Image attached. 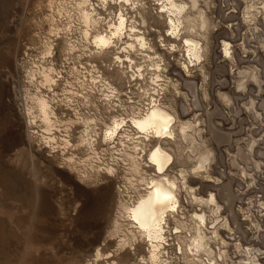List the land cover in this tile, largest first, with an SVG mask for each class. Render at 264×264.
Segmentation results:
<instances>
[{
  "label": "rangeland",
  "instance_id": "374dc122",
  "mask_svg": "<svg viewBox=\"0 0 264 264\" xmlns=\"http://www.w3.org/2000/svg\"><path fill=\"white\" fill-rule=\"evenodd\" d=\"M47 1L0 0V264H88L99 245L102 256L113 254L108 263L135 264L145 243L137 238L115 252L118 237L109 234L119 217L118 200L133 201L130 196L135 194L129 188L137 178L125 168L81 179L69 164L61 165L58 155L27 138L28 130L36 128L28 127L22 115L20 95L30 88L22 74L38 61L43 41H51L53 48L51 23L45 20ZM81 1L55 6L54 11L65 19L61 28H66L68 12L80 15ZM176 1L186 9L174 39L166 36L165 20L155 14L153 2L141 0V27L147 30L150 55L155 53L163 64L165 88L159 104L175 119L170 128L173 139L159 141L171 157L165 174L177 178L178 186L187 182L178 199H186V214L207 217L206 227L201 228L211 241L215 237L211 250L217 264H264V0ZM77 16L71 26L76 27ZM185 37L197 40L201 47L200 59L187 68L181 40ZM67 47L62 45L64 52L54 57L51 49L45 68L54 70L61 57L62 64L78 60L84 66L89 61ZM81 51L85 54V49ZM104 60L109 66L111 58ZM113 69L104 67V74L110 86L123 92L125 80L118 76L117 67L109 73ZM53 91L43 88L42 94L54 99ZM56 105V101L50 104L53 109ZM150 140L152 147L156 140ZM118 193L123 194L119 199ZM210 194L215 205L196 199H208ZM129 225L121 222L118 236L130 243ZM85 227L90 238L86 243L81 229Z\"/></svg>",
  "mask_w": 264,
  "mask_h": 264
},
{
  "label": "built area",
  "instance_id": "2783aa9c",
  "mask_svg": "<svg viewBox=\"0 0 264 264\" xmlns=\"http://www.w3.org/2000/svg\"><path fill=\"white\" fill-rule=\"evenodd\" d=\"M56 2L59 4L61 1L57 0ZM92 3L94 4V9L92 13L88 12L91 15L90 18L98 22L97 25L95 23H80V28L74 31L72 30L73 27L61 28L65 19L59 13L55 11L50 13L47 10V15L51 14L49 19L58 25L53 24V21L52 24L48 25V31L50 30L52 34L51 40L54 39L53 57L56 53L62 54L64 52L62 45H66V47L73 46L75 48L74 52L89 61L84 62V66L80 65L78 60L62 64L63 58L61 57L56 62L53 72L50 71L54 81L52 94L55 96L54 102L56 101L58 104L54 109L55 119L60 121L57 123L58 133L54 135V131L49 133L47 130L37 127L40 137L35 144L43 147L48 152L53 151L56 156L58 155L62 166L68 164L69 160L74 161L78 165H76L75 174L84 180H90L96 176L100 177V175L107 176L108 169L115 170V173H118L122 167L119 166L117 169V166L126 164L123 161V152H127L124 147L128 145V151L131 153L136 152L135 161L139 163L138 165L142 167L145 173L147 171L146 176L149 179L153 175V171L150 170L152 168H149L150 162L147 157L148 150L152 144L151 140L149 142L141 141L140 143V139L143 138L140 133L133 134L131 131L125 133L121 127L115 130V136L110 141H105L104 138L105 129H112L114 125H120L123 121L129 124V119L125 115L130 113L128 106L132 103L138 105L137 109H133V111L135 112V118H139L160 102L161 92L158 91L156 94L152 89L150 92L147 89V87L152 88L154 86L152 83L150 85L148 81L146 84L140 78H133L137 74L136 71L141 69H139L138 65L130 68L138 62L131 55L132 52L129 55L124 52L119 53L123 46L127 47V49L131 48L128 46L131 41L125 42L127 39L126 35L130 32V26H136V29L142 26L137 21V19H141L142 5L135 0H92ZM120 9L121 12L118 13ZM119 17L123 22L120 30L123 31L124 35L120 37L121 40L117 43V49L112 43L109 48L102 49L108 53L95 55L96 50L99 48L93 44L94 34L97 31L107 35L111 33L114 27L117 26ZM79 19H81V16ZM131 33L136 34V31L132 32L131 30ZM84 34H86V37ZM134 44L132 43L131 46ZM82 49H85V54L82 53ZM142 54L146 55L145 52H142ZM106 56L111 58L109 66L115 68L112 72L109 70V73L116 71L115 61L117 57H120V60L130 59L132 62L130 67L127 64L125 73L129 77L128 81L130 82L126 83L125 75L122 76V79L125 80L123 92L118 91L117 93L115 87L110 86L106 74H104V72H107L104 67H109L108 63L104 62V57ZM46 57L47 54L44 55V59H47ZM56 71L57 73H55ZM116 94L122 101L120 103L119 100L121 106L116 105ZM105 98L109 99L107 101L103 100ZM65 101L69 102L68 106H64ZM65 130L67 131L64 132ZM93 131H97V136H93ZM132 137L133 139L131 140L130 138ZM81 142H83V145ZM142 143H146V145L143 146ZM183 188L182 186L181 189ZM186 191L192 194L190 189L187 188ZM186 206V199L179 200L177 212L171 214L172 217H168L167 223L170 231L156 247L155 254L157 257L151 260L148 257L149 253L146 246H144L143 254L137 256L135 264H216L211 250L214 244V237L211 236L212 241L210 237L203 239L204 243L198 249L194 241H192L197 219L193 218L192 215L186 214L184 211Z\"/></svg>",
  "mask_w": 264,
  "mask_h": 264
},
{
  "label": "bare ground",
  "instance_id": "6f19581e",
  "mask_svg": "<svg viewBox=\"0 0 264 264\" xmlns=\"http://www.w3.org/2000/svg\"><path fill=\"white\" fill-rule=\"evenodd\" d=\"M56 1L57 0L47 1L48 4L46 6L48 7V11H50V13L52 11H54V8H55L52 6H56V7L59 6V4H57ZM60 1L66 2L69 0H60ZM89 1L88 0H82L81 3L78 2V3H80V4H77L79 7V10H80L79 16H77L76 14H70V12H68V17H66V19H68V22L66 23V28L73 27L72 30L74 31V30L80 28V23H83V24L95 23L97 25L98 22L96 20H94L93 18H90L91 15L89 14V12L92 13L94 7L92 6V4H93L92 1L91 0H89ZM124 1H127V0H124ZM135 1H137V2L139 1L141 3V0H135ZM151 1L153 2V5L156 6V8H155L156 13L155 14L162 15V17L165 20V26L167 28L166 29L167 30L166 36H168L169 38L174 37V39H177L176 37H178L177 35L181 31L183 19L185 20V18L183 17V14H184V11L186 9V5L184 3H180L176 0H151ZM142 5H143V3H142ZM263 7H264V5H263ZM69 9L70 8H68L67 11ZM119 12H121V9ZM199 13H201V12L199 11ZM73 16H77L76 27L70 25V23H72V25L74 23L73 22V19H74ZM80 16H81V19H79ZM118 16H121V15L118 14ZM49 18H51V14H49L45 20L47 23L52 24L53 20H51ZM199 18H201V17L199 16ZM137 21H139L141 23V25L144 24V20L142 18L138 19ZM122 23L123 22L120 20V17H119L117 19V26L114 27V29L111 31V33H109L107 35V34L102 33L101 31L100 32L97 31V33L94 34L93 44H94V46L99 48L96 50V51H98V53L96 52V54L104 55V54L108 53L107 51H103L102 49H104L106 47L109 48V45L112 43L117 49V43L119 40H121L120 37L124 35L123 31L120 30ZM53 24H54V21H53ZM202 25H204V20L201 18V26ZM131 30H132V32L136 31V34L131 33ZM129 31L130 32H128L126 35L127 39L125 42L131 41L130 44L128 45L131 48L127 49V47L123 46V47H121L119 53L124 52V53H126V55H129L132 52L131 55L133 56V58L137 59L138 62L136 64H133L130 67V64L132 63L130 61V59H125L127 62L126 63L125 60H120L119 59L120 57H117L115 64L117 67L118 76H120L122 78V76L125 75L126 83H129L130 82V81H128L129 77L126 76V74H125L126 69H127V64L130 68L138 65L139 69H141V70H137L136 71L137 74L134 75L133 78L134 79L140 78L142 81H145L146 83L149 81L150 85H151V83L154 85L152 88L147 87V89H149V92L152 89V91L155 92L156 94L158 93V91L161 92V94H162L163 87L165 88L164 83H163V79H162V77L164 75V73L162 72L163 64L161 63L162 61L158 58L159 56H156L157 58L155 57V53L153 54L154 57H152L153 55H150V53L153 51H151V47H150L151 44H149V42L145 36V33H147L146 32L147 30L142 29L141 26L137 27V29H136V26H130ZM49 32L51 33V31H49ZM84 36L86 37V34H84ZM181 40H182V45L184 48V50H183L184 54L183 53L182 54L185 58H187V62L184 65V68H187V67H189L188 64L190 66H192V65H194V64H192V62L195 61L197 63V60L200 59L201 47H200L199 42L195 39L193 40V38L185 37V38H182ZM50 43H52V42L49 41V42L45 43L43 41V43H42L43 45L41 47L42 51L40 53L41 56L38 58V61L36 63H33L32 66L29 67L28 71L25 70V72H23L22 69L19 67L20 68L19 71L23 72L24 75L22 74V76L26 77L24 79L28 80L27 83L29 84V87L32 88L31 91H33V94L31 95L29 92L30 88L29 89L27 88L26 91L23 92L22 95H20V99H21L20 101L22 104V106H21L22 107V115H23V118L25 120V123L27 124L28 127L30 126V128H31V126L32 127L34 126L36 128L35 131L28 130V132H27L28 137L27 138H29L28 140H30V141L36 140L35 142H37V140L40 137L38 130H37L38 129L37 127H39V125L41 127H43L44 130H47L49 133H51L53 131L58 130L57 123L60 122V121L55 119L56 118L55 113H54L55 108L53 109L50 106L51 102L54 101V99L52 98V96L48 97V96L42 94L43 88L45 91L50 90L54 84V81L52 80V76L49 73V71H53V69H52L53 67L50 69L45 68L47 63H49V62H46V59H44V55L47 54V57L51 55V49H53V48H52V44H50ZM132 43H135V44L133 46H131ZM81 44H83V42H81ZM226 45H227V43L223 42V46H224L223 51L224 52L226 51ZM161 47L164 48L165 46L163 45ZM67 48H69V46ZM170 49L171 48H169V50ZM142 52H145L146 55L142 54ZM18 66H19V64H18ZM43 68L47 69L48 72H46V70H43ZM133 72H135V71H133ZM55 73H57V72H55ZM162 73H163V75H162ZM37 77H38V79L40 78L38 80L39 83L36 82ZM158 79H160V80H158ZM165 80H167V79H165ZM117 93H118V91H117ZM51 94H52V92H51ZM116 97H117L116 105L121 106V104H119L120 97L117 94H116ZM105 99L107 101L109 98H105ZM120 103H122L121 100H120ZM33 104L35 105L34 108L32 106ZM137 106L138 105L136 103H132L131 105L128 106L130 113H127L126 115L124 114L126 117H128L129 124H127V122H125V121H123L120 125L115 123L117 125H114V128L108 129V130L105 129L106 134H104V138H105V141H107V140L110 141L113 138V136H115V132H116L115 130L118 129L119 127H121L125 133L126 132L128 133V131H131L133 134H139L140 133L143 137L140 139V141H139L140 143H141V141H144V142L148 141L149 142L151 137L154 138L156 140V143L151 148H149L148 153H147V157H148V160L150 162L149 168H152L153 175L150 176L149 179L146 177L145 172L142 171V168L138 165L139 163H137L135 161L136 152L134 151L133 152L134 154L129 152L128 151L129 146L125 145L124 149L127 152H123V157H124L123 161L126 162V164H123L120 166L124 170L126 168L128 173L131 172L129 174H131L132 176L134 175V177H136L139 181L137 179H135L134 181L132 180L133 183L135 181H137L136 182L137 184L133 188H129L130 190H132L130 192L135 194L134 196H130L131 197L130 199L133 198L132 202L122 204L121 203L122 201L119 198L123 194H119L120 193V191H119V193H118V199H119L118 204H119L120 213H119L118 219L115 221V225L113 227L112 232L109 234V236L116 235V238L118 237V241L116 243L117 249L115 250V252L118 249H122L129 244L131 245L135 239L139 238V240H142L147 247L146 249H147V252L149 253L148 257L151 260H154L157 257L155 254L156 247L168 235L167 233L170 231L168 223H167L168 217H172L171 214H173L174 212H177V209L179 208V199H178V194H180L179 190L187 182L186 183L182 182V184L180 186H178L177 185L178 184L177 178H173V177L169 178L168 175L165 174L166 167L169 165L171 157H170L169 153H167V151H165V149L160 146L159 141H161V139L164 140V138L168 139L173 135L172 129H170L171 126H173L172 125L173 121L175 120L173 115H171L163 106L158 104V105H155L154 107H152L151 110L148 113H146L144 116L139 117V118L138 117L135 118L136 116L134 114L135 112L133 111V109L136 110ZM33 109H36V111ZM112 118H114V117H112ZM37 123H38V125H37ZM184 125H185V123H184ZM95 132L96 131H94V133ZM182 132H184V131H182ZM180 134H181V132H180ZM171 138L173 139V137H171ZM130 139L132 140L133 137ZM82 141H84V140H82ZM81 143H83V142H81ZM130 143L132 144L131 141H130ZM142 144H143V146L146 145V143H142ZM136 146H137V144H136ZM205 156L207 157V155H205ZM126 157H127V160H124V159H126ZM202 160L205 161V157L201 156V162H202ZM68 162H69L68 168L75 170L77 164L71 160H69ZM199 164L200 163H198V165ZM126 165H127V167H125ZM199 166L201 167V165H199ZM118 167H119V165L117 166V168ZM182 172H180L179 179L184 181V177L181 176ZM107 173H108L107 175L114 174L112 169H108ZM131 178L134 179L133 177H131ZM179 182L181 183V181H179ZM129 183H131V182H129ZM128 187H131V186H128ZM127 192L128 191H126V189H125V193H127ZM129 195H130V193H129ZM192 196H194V195H192ZM207 196H209L208 199H201V198L200 199L196 198V199L200 200L201 202H205V203L209 202V203H212V205H215V204H213L214 203L213 196L211 194L207 195ZM194 198L192 197V200H194ZM196 199H195V201H197ZM200 204H202V203H200ZM216 206H217V204H216ZM96 207H97L96 209L99 210L101 208V204L97 205ZM201 212H203V210ZM192 216H193V218L197 219V224H195L196 230L193 233L194 239L192 241H194V244L198 249L203 245V243H204L203 239L206 238L204 232H202V228L206 227V225H207L205 222V218H207V217H204L203 213H197V212L192 213ZM118 221L120 223H118ZM121 222L122 223L126 222V223L130 224L129 226L131 227V230H132L131 234H130L132 241L129 240L130 243L128 242V240L126 238H124V236H122L123 238L118 236V234L120 232ZM227 226H229V225H227ZM81 229H84L82 231L83 232L82 234L84 235L83 239L85 240L84 242L86 243V242L90 241V238L86 234V231H87L86 227L81 228ZM212 232H213L214 236H216L215 231L212 230ZM209 234L206 233V235H209ZM77 247H78V245H77ZM99 247H101V245H99ZM99 247H96L94 255L92 256V259H91L90 263H88V264H96L99 261H103L104 264H113V263L107 262V260L110 259L113 256V254L108 253V254H104L102 256V254L100 253ZM214 255H216V254H214ZM219 259L220 258H218V260ZM251 264H253V263H251Z\"/></svg>",
  "mask_w": 264,
  "mask_h": 264
}]
</instances>
